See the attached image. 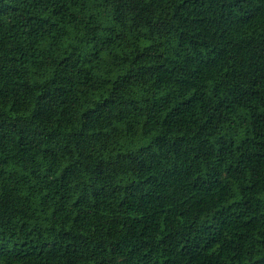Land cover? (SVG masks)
<instances>
[{
	"label": "trees",
	"instance_id": "1",
	"mask_svg": "<svg viewBox=\"0 0 264 264\" xmlns=\"http://www.w3.org/2000/svg\"><path fill=\"white\" fill-rule=\"evenodd\" d=\"M0 264H264V0H0Z\"/></svg>",
	"mask_w": 264,
	"mask_h": 264
}]
</instances>
